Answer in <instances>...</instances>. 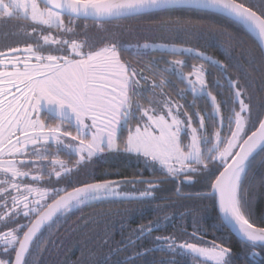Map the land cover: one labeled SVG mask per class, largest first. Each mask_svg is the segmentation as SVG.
Wrapping results in <instances>:
<instances>
[{
    "label": "snow or ice",
    "instance_id": "obj_1",
    "mask_svg": "<svg viewBox=\"0 0 264 264\" xmlns=\"http://www.w3.org/2000/svg\"><path fill=\"white\" fill-rule=\"evenodd\" d=\"M193 14L223 23L213 33ZM0 20L20 22L33 41L0 50V264H43L52 233L76 213L81 223L71 231L86 239L72 264H237L238 255L264 264L256 211L257 192L264 196V0H0ZM142 20L175 42L125 40L120 22ZM224 24L260 43L244 48ZM201 40L222 49L227 63L201 51ZM169 86L179 100L193 99L173 100ZM122 155L142 166L132 177L93 170ZM166 184L177 199L155 203ZM196 184L206 191H185ZM116 202L157 214L126 233L121 223L116 240L111 216L130 219L131 209L82 215ZM217 207V223L239 233L242 253L204 238V217ZM169 208L183 209L180 219L191 217L193 231L182 223L156 235L175 218Z\"/></svg>",
    "mask_w": 264,
    "mask_h": 264
},
{
    "label": "trees",
    "instance_id": "obj_2",
    "mask_svg": "<svg viewBox=\"0 0 264 264\" xmlns=\"http://www.w3.org/2000/svg\"><path fill=\"white\" fill-rule=\"evenodd\" d=\"M193 19L195 21H199V26L205 30L211 31L213 33L218 32L219 26L223 23L222 21L218 20L215 17H198L195 14H193ZM81 24H84V21H80ZM226 28H228L230 31L237 32L244 40V48L249 47H255L259 43L256 41V39L252 36L246 33V30L242 28H233L232 24H224ZM109 27H112L113 29L116 28L115 25H111ZM88 29L92 31L90 33V36L96 37L98 35L97 29L92 25L91 21L88 22ZM123 33V38L125 40H132L135 42L137 39L140 40V42H144L147 40L148 42H175L172 41V38L167 34L159 30V25L154 24L151 20H142V21H121L120 22V29ZM3 38L6 37L7 40H5V44L12 43L13 39H10V35L7 34L5 30H2ZM131 33V35H129ZM4 34H6L4 36ZM219 39L221 41H224L226 37L220 36ZM233 44L235 45V41H233ZM196 46L200 48L201 51H205L207 54L212 55L225 63H227V60L225 59V56L223 55L222 49H220L217 46L212 47H206L205 42L203 40L196 43ZM233 52L235 55H239L242 52L241 47L235 46L233 49ZM158 55V53H156ZM127 59L131 60L133 64L136 65V67L140 68L143 65L141 63H138L133 57L126 56ZM173 57H168V59H172ZM192 63H199V61L193 60ZM185 71H188V69H185ZM149 75H151L149 73ZM158 79L157 77H154ZM243 83V81H241ZM212 84V78L209 77V85ZM179 88L183 89L186 87L185 84H179ZM148 85H144V89L147 90ZM165 91L168 93V95L173 100H179V97L176 95V88L169 86L165 89ZM157 92H159V89H157ZM213 93L217 94V90L213 88ZM221 97L218 95V100ZM193 99V96L191 93L187 94L186 100H179L180 103L186 104L191 102ZM224 99H227V93L225 92ZM198 106L200 105L199 100L197 101ZM200 112L203 115L205 109L203 107H200ZM222 114L227 115V111L224 109V106L222 105ZM189 113H192V109H188ZM206 126L208 124L207 118L205 120ZM193 125L196 126V117L193 116ZM142 166L137 163L135 160V157H129L127 155H122L117 158H113L108 160L107 162H101L99 165H93V170L99 174L100 172H103L105 176L111 179H120L122 177H132L138 169H141ZM149 173L148 171H146ZM150 177V174H147L145 177ZM85 177L81 175L79 179H84ZM137 189H142L143 185H136ZM173 185L172 184H166L161 185L160 189L156 192V201L157 204H164L166 201L172 200L170 198L171 195H173ZM127 191H133L132 186H127L125 188ZM172 191V193H171ZM138 207L136 203H120L116 202L113 204H98L95 207H85L82 215L83 217H97L100 218L102 214H108L109 212H115L116 210H120L121 212L124 209H131L132 211L129 213L130 219L127 217H118L115 215L111 216L112 220V229L115 232V239L120 240L121 239V223L124 224V231L127 232L128 225L130 224L132 228L137 227L140 223H147L149 220L153 219L157 213L153 211L151 208H145L143 212H136L135 209ZM169 213H171L170 208L167 209ZM256 211H257V226L264 227V218H261V213L264 212V196H261L260 192H257V205H256ZM80 213L72 214L71 218L63 224L62 227L59 228L58 231H55L52 233L50 239L51 243L46 245V251L43 253V264H64V261L67 260L69 264H72V262L76 261L77 257L80 253V242L85 240V236L81 232H72L71 229L76 224L81 223L80 219ZM188 218V217H186ZM185 218V219H186ZM172 225V222L168 224L167 228L164 230L166 231L168 228H170ZM179 227V226H178ZM178 227L172 228V230L177 229ZM226 230V240H227V246H231L233 250H237L236 253H242L244 249L241 245V240L237 238L235 235H233L228 228H224ZM163 234V233H162ZM47 235V233H45ZM147 242V241H146ZM148 243V242H147ZM237 264H244V259L241 256H237ZM248 264H253L251 260H249Z\"/></svg>",
    "mask_w": 264,
    "mask_h": 264
},
{
    "label": "flooded vegetation",
    "instance_id": "obj_3",
    "mask_svg": "<svg viewBox=\"0 0 264 264\" xmlns=\"http://www.w3.org/2000/svg\"><path fill=\"white\" fill-rule=\"evenodd\" d=\"M20 22L15 21V20H0V50H6L8 47H23L26 43H31L33 42L31 38H25L20 34V28L18 27V24ZM78 23L81 24V22L79 21ZM2 30H5L7 32V34L10 35V39H13V43H7L5 44V38H3V33ZM30 31V29H29ZM88 33H92V31L90 29L87 28ZM6 34H4L5 36ZM53 35H57V33L53 32ZM61 156L63 159L65 160H71L74 159V157H69L67 155H64L63 153H61ZM147 173L146 171L144 172V176H146ZM146 178H150V177H146ZM185 191H206V188H204L203 185L201 184H196L193 188L191 189H185ZM172 193V191H171ZM170 198L172 200L177 199L175 192H174V188H173V195L170 196ZM171 213L175 212V218L172 221V225L170 228H168L166 231L163 232H156V235H161L163 234H169L174 232L176 229L172 230V228L174 227H178L180 226L182 223L185 225V227L187 228V230L189 232L193 231L192 228V223L193 220L191 217H188L186 219L181 220L180 219V212L183 211V209H173L170 208ZM217 208L212 209L208 212V214L204 217V221H203V226L205 229H207V232L204 236V238L208 241L211 240H216L217 243H223V242H227L226 240V230L224 228H221V226L217 223ZM195 242V241H193ZM147 244V242H145ZM234 252H236L237 250H233Z\"/></svg>",
    "mask_w": 264,
    "mask_h": 264
},
{
    "label": "water",
    "instance_id": "obj_4",
    "mask_svg": "<svg viewBox=\"0 0 264 264\" xmlns=\"http://www.w3.org/2000/svg\"><path fill=\"white\" fill-rule=\"evenodd\" d=\"M252 36L256 39V41H257L258 43H260L258 37L254 36V35H252ZM217 210H218V207H217ZM228 230H229L233 235H235L237 238H239V239L241 240V238H240V236H239V233H237V232L235 231V229L228 228Z\"/></svg>",
    "mask_w": 264,
    "mask_h": 264
}]
</instances>
